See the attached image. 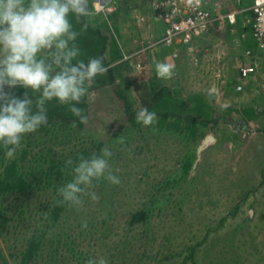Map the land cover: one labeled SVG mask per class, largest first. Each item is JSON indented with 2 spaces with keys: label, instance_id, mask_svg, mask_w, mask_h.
<instances>
[{
  "label": "rangeland",
  "instance_id": "rangeland-1",
  "mask_svg": "<svg viewBox=\"0 0 264 264\" xmlns=\"http://www.w3.org/2000/svg\"><path fill=\"white\" fill-rule=\"evenodd\" d=\"M159 1L87 0V6L97 4L107 16L118 11L111 26L118 24L130 53L147 50L153 69L157 62L171 64L174 72L168 81L175 86L180 84L182 72L199 71L204 52L195 50L193 43L191 48L187 45L171 52L154 48L165 29L158 19ZM195 56L199 63L191 61ZM228 66L235 70L233 63ZM128 77L143 81L147 75L132 72ZM206 81L213 82L211 78ZM180 85L184 86L183 79ZM133 89L130 85L126 91L138 105ZM107 103L101 100L97 104L107 114L90 120L82 132L68 128L25 137L14 159L29 153L20 166L26 174L35 172L38 186L26 196L9 194L0 199V264H19L25 242L34 232L46 230L47 238L34 264H88L90 259H104L106 264H264V154L258 157L253 153L263 147L262 136L258 133L259 140H248L239 126L232 129L224 123L201 129L205 138L192 142L176 131L159 129L158 120L150 127L140 124L132 129ZM210 105L217 116L233 110L229 119L235 120L240 115L236 112L248 106ZM253 106L264 109V104ZM207 137L216 142L200 152ZM105 148L113 153L110 168L120 177V184L101 180L90 190L97 200L84 195L81 205H69L57 223L50 222V210L64 181L56 185L57 176L51 181L47 171L60 164L71 173L68 161L74 165L82 152L100 154ZM187 157H191L193 168L185 178ZM143 210L148 211L147 222L130 226L131 215ZM193 251L194 261H185Z\"/></svg>",
  "mask_w": 264,
  "mask_h": 264
},
{
  "label": "clouds",
  "instance_id": "clouds-1",
  "mask_svg": "<svg viewBox=\"0 0 264 264\" xmlns=\"http://www.w3.org/2000/svg\"><path fill=\"white\" fill-rule=\"evenodd\" d=\"M94 11L103 13L98 7ZM88 15L87 0H0V150L6 159L15 158L26 136L48 125V105L53 101L86 122L78 105L97 78L109 71L103 57L82 58L81 32L72 18ZM154 71L158 79L167 81L174 69L157 62ZM16 89L26 90L22 98ZM136 120L150 127L158 116L142 108ZM112 156L105 148L100 154L81 156L74 165L68 161L72 178L59 189L62 203L79 206L84 195L97 200L90 190L101 180L119 185L120 177L110 168ZM88 264L106 261L90 259Z\"/></svg>",
  "mask_w": 264,
  "mask_h": 264
},
{
  "label": "trees",
  "instance_id": "trees-1",
  "mask_svg": "<svg viewBox=\"0 0 264 264\" xmlns=\"http://www.w3.org/2000/svg\"><path fill=\"white\" fill-rule=\"evenodd\" d=\"M92 1V0H91ZM93 3V2H92ZM92 5V4H91ZM242 6H244L242 4ZM246 6V5H245ZM248 6V5H247ZM90 15L80 18H72V23L75 28L80 30L81 35L78 38V44L82 50L83 59L90 57H103L106 67H109L108 73L103 77H98L93 86L89 89L87 96L78 105L83 111V115L86 117V122H82L79 118L72 115L68 111L67 106H60L55 101L48 105L49 123L47 126L42 127L39 132L29 135V139L34 138L38 134H48L55 130H69L72 128L76 132H82L85 130L90 120H96L98 117H103L105 108L101 109L97 106L102 100L104 103L108 101L112 105V111H118V113L124 117V123L132 128H138L141 123L136 120V113L142 108H148L151 111H155L158 116V128L166 131H176L180 135H185L189 141L196 142L199 138L204 139L205 134L201 132V129L215 128L218 124L232 125L229 119V115H232L233 110H229L228 114L220 116L216 115L215 109L199 95H193L187 99H183L181 91L177 88L171 89L163 80L156 77L152 63L147 59L145 51L138 53H129L128 55L120 44L119 38L122 37L119 33V26H111V21L118 18V11L113 12L109 16L103 13H96L94 11V5L89 8ZM106 15V16H105ZM252 15V13H251ZM242 25L240 26V28ZM163 36L155 43V48H163L164 52H168L172 49L180 48L181 45L166 46L161 43L164 39ZM245 37L247 36L248 42L255 41L256 46L258 42L254 37L252 26L244 28ZM249 36V39H248ZM121 39V38H120ZM187 46V45H184ZM167 50H165V49ZM151 49V46L148 48ZM264 59V55H262ZM132 72L147 75L143 81H136L137 78H129L128 75ZM135 84V85H134ZM134 86L137 102L130 100L129 94H127L126 88L128 86ZM25 89H16V95L23 97ZM112 94L109 95V94ZM255 109H242L238 115L242 116V119L247 123L256 120L259 113ZM109 113H111L109 111ZM264 113V112H263ZM239 115V116H240ZM240 116V117H241ZM230 121V122H229ZM99 152V151H98ZM94 154H99V153ZM28 152L22 155V158H16L6 162L3 159V151L0 150V199L5 198L9 194H17L20 196H26L30 191L35 189L37 184V177L35 172L25 173L26 169L21 167V162H25ZM93 153L88 150L82 152L77 158L74 159V164L78 162L81 156L90 157ZM193 168V162L191 157H187L183 163V172L185 178L189 177V173ZM68 173V174H67ZM56 177V185L64 181L66 184L71 180L72 174L69 172V168L64 165L56 164L47 171V179ZM55 182V181H54ZM101 181L96 182L95 185H99ZM94 185V186H95ZM69 205L62 203V198L58 196V199L54 203L53 208L50 210L49 221L57 223L64 211H66ZM149 217L148 211H141L134 215H131L129 220L130 226H135L140 223L147 222ZM108 219L103 220L104 224H107ZM48 235L46 231H36L25 242L26 250L21 257L19 264H34L39 257V251L43 245V241L46 240ZM57 250L54 252V258H56ZM124 256L121 252L120 257ZM194 261V251L188 256L185 261ZM128 264H135L130 262ZM196 264V262H194Z\"/></svg>",
  "mask_w": 264,
  "mask_h": 264
},
{
  "label": "crops",
  "instance_id": "crops-1",
  "mask_svg": "<svg viewBox=\"0 0 264 264\" xmlns=\"http://www.w3.org/2000/svg\"><path fill=\"white\" fill-rule=\"evenodd\" d=\"M253 1L213 0L212 4L219 3L222 5L223 16L233 13L237 15L235 25H230L228 21H218L207 31L196 37L192 42V46L195 47V50L198 49L200 51L202 49V52H204L200 56L202 58V67L196 74L193 70L192 72H182L179 80L180 84L182 79L184 80V86L180 85L179 82L173 86L168 80L167 82L164 81V83L171 89H179L188 98L193 95H199L204 98L207 104H248L244 109L258 110L257 113L260 116L249 123L243 120L242 116H239L237 120L231 118L230 121L232 124L234 123L233 126L231 125L232 129L239 126L240 131L249 137L248 140H259L258 133L262 136L263 147L260 149V146H258L255 151L253 150L256 156L262 157L264 154V109L256 108L253 104H264V59L255 41L248 42L244 32V28L248 27L253 20V14L251 15ZM141 4L137 7L141 8ZM94 7H98L97 4ZM241 25L242 27L240 28ZM123 38L121 37L120 44L123 50L129 54L130 50ZM182 47L184 45H181ZM190 48L189 50H191ZM185 55L183 59L187 60L189 54ZM193 59L199 63L196 56L192 57L191 61ZM230 62L234 64L235 70L228 66ZM188 64L190 65V63ZM188 64L183 63L185 67ZM244 67L256 68V74L247 81H243L240 76V70ZM196 76L198 77L197 79H195ZM205 78H211L213 82H205ZM193 86H198L199 89ZM239 87L243 88L242 91H238ZM207 92L210 95H206ZM242 109L240 108L238 113ZM260 119L262 120L261 122L259 121ZM256 143L261 142L257 141ZM254 145L255 143L252 142L251 146L254 147Z\"/></svg>",
  "mask_w": 264,
  "mask_h": 264
},
{
  "label": "built area",
  "instance_id": "built-area-1",
  "mask_svg": "<svg viewBox=\"0 0 264 264\" xmlns=\"http://www.w3.org/2000/svg\"><path fill=\"white\" fill-rule=\"evenodd\" d=\"M208 0H160L158 19L164 25V43L166 46L190 45L201 33L207 31L214 23L228 21L235 25V13L223 16L219 3ZM163 10V12L161 11ZM253 20L249 23L258 42V49L264 55V0H254L251 9ZM243 81L256 74L255 67H244L240 71ZM242 87L238 91H242Z\"/></svg>",
  "mask_w": 264,
  "mask_h": 264
},
{
  "label": "water",
  "instance_id": "water-1",
  "mask_svg": "<svg viewBox=\"0 0 264 264\" xmlns=\"http://www.w3.org/2000/svg\"><path fill=\"white\" fill-rule=\"evenodd\" d=\"M216 141L213 137H207L206 140L203 142L202 146L200 147V152H202L204 149H206L211 144H214Z\"/></svg>",
  "mask_w": 264,
  "mask_h": 264
}]
</instances>
